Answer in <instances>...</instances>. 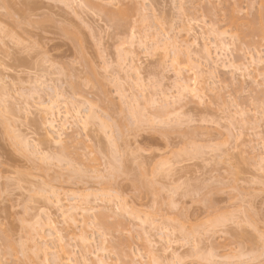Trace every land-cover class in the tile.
<instances>
[{"label":"rangeland","instance_id":"obj_1","mask_svg":"<svg viewBox=\"0 0 264 264\" xmlns=\"http://www.w3.org/2000/svg\"><path fill=\"white\" fill-rule=\"evenodd\" d=\"M263 8L0 0V264H264Z\"/></svg>","mask_w":264,"mask_h":264},{"label":"bare ground","instance_id":"obj_2","mask_svg":"<svg viewBox=\"0 0 264 264\" xmlns=\"http://www.w3.org/2000/svg\"><path fill=\"white\" fill-rule=\"evenodd\" d=\"M263 9H264V8H263ZM263 12H264V11H263ZM258 13H259V12H258ZM261 13H262V12H261ZM263 16H264V15H263ZM263 23H264V22H263ZM263 25H264V24H263ZM258 26L260 27V25H258ZM253 27H254V26H253ZM262 27H263V26H262ZM257 28H258V27H257ZM244 29H245V28H244ZM253 29H254V28H253ZM261 29H262V28H261ZM263 30H264V28H263ZM263 30H262V31H263ZM259 31H261V30H259ZM251 32H252V31H251ZM263 32H264V31H263ZM253 33H254V32H253ZM261 33H262V32H261ZM262 34H263V33H262ZM221 42H222V43H221ZM221 42H219V43L223 44V41H221ZM39 227H41V225H39ZM37 229H38V227H37ZM30 230H32V229L30 228ZM38 230H39V229H38ZM40 231H41V230H40ZM36 232H37V230H36ZM36 232H35V233H36ZM39 234H40V233H39ZM32 235H33V234H32ZM84 241H85V242H84L85 245H89V243H88L89 239H88V238H85ZM87 243H88V244H87Z\"/></svg>","mask_w":264,"mask_h":264},{"label":"snow or ice","instance_id":"obj_3","mask_svg":"<svg viewBox=\"0 0 264 264\" xmlns=\"http://www.w3.org/2000/svg\"><path fill=\"white\" fill-rule=\"evenodd\" d=\"M261 240L264 241V235H262Z\"/></svg>","mask_w":264,"mask_h":264}]
</instances>
